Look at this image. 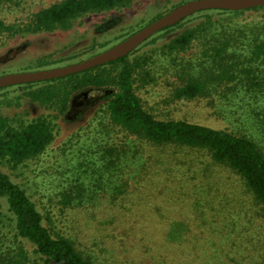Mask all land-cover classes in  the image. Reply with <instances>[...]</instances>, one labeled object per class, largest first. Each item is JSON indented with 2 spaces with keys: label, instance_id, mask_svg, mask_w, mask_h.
<instances>
[{
  "label": "rangeland",
  "instance_id": "1",
  "mask_svg": "<svg viewBox=\"0 0 264 264\" xmlns=\"http://www.w3.org/2000/svg\"><path fill=\"white\" fill-rule=\"evenodd\" d=\"M59 1L0 4V18L7 24L23 23L31 14ZM187 1L135 0L125 7L87 14L67 29L0 35V76L80 62ZM261 14L264 10L239 17L245 21ZM186 26L157 32L131 54L132 58L144 59L140 75L144 78L139 77L135 84L137 95L157 118L234 131V119H239L240 113L234 117L236 113L229 104L234 99L224 93L225 86L198 99L173 97L174 88L182 85L187 75L205 74L208 64L199 54L201 42L186 52L171 53L166 48ZM36 87L0 89V114L25 121L50 115L55 139L39 157L18 168L0 162V169L24 185L40 209L53 217L59 229H69L72 234L68 235L78 239L81 249L92 253L98 264H211L226 259L222 246L228 252L234 244L245 248V264H264V220L251 208H256L251 195L231 170L214 164L206 153L196 149L142 143L147 173L139 182L132 181L116 202L104 200L96 206L72 209L60 206L62 181L73 179L82 170L80 163L98 157L106 135L117 143L126 138L103 122L105 114L100 106L83 107L80 103H85V98L81 96L73 107L59 113L27 95ZM232 217L237 218L236 229L243 236L227 237L229 228L225 227ZM2 218L5 229H12L8 215ZM174 221L192 227L191 241L180 245L167 242L165 237ZM253 245L258 249H251Z\"/></svg>",
  "mask_w": 264,
  "mask_h": 264
},
{
  "label": "trees",
  "instance_id": "2",
  "mask_svg": "<svg viewBox=\"0 0 264 264\" xmlns=\"http://www.w3.org/2000/svg\"><path fill=\"white\" fill-rule=\"evenodd\" d=\"M14 1L0 0V4ZM134 1L62 0L31 14L23 23L7 24L0 18V35L67 29L87 14L125 7ZM259 10H264V6L240 11L203 10L162 29L187 25L166 48L171 53L186 52L201 42L199 54L209 64L204 63L205 74L187 75V80L174 88L173 97L198 99L225 86L224 93L234 99L229 103L236 113L234 117L240 113L239 119H234L236 131L186 120L160 119L148 111L136 92L135 84L144 60L131 57L136 49L118 60L83 72L14 85H37L27 95L59 113L73 107L74 101L82 96L85 103L82 101L80 105L100 106L105 114L103 122L126 138L117 143L106 135L98 157L86 159L73 179L62 181L60 206L72 209L96 206L104 200L116 202L132 181L139 182L146 175L142 143H147L206 153L214 164L228 168L241 179L256 207L251 208L264 220V14L245 21L239 17ZM195 19L198 21L188 25ZM54 139L55 123L50 115L25 121L0 114V162L18 168L44 154ZM5 213L12 223L10 230L3 224ZM236 220V217L228 220L227 237L243 236L236 229ZM69 231L59 229L29 190L0 169V264H98L92 253L81 249L78 239L68 235L72 234ZM190 231L192 227L187 223L174 221L165 238L169 244L180 245L185 240L191 241ZM229 247L228 252L224 246L220 250L226 259L211 264H245V248L236 244ZM250 248L256 250L258 246Z\"/></svg>",
  "mask_w": 264,
  "mask_h": 264
},
{
  "label": "water",
  "instance_id": "3",
  "mask_svg": "<svg viewBox=\"0 0 264 264\" xmlns=\"http://www.w3.org/2000/svg\"><path fill=\"white\" fill-rule=\"evenodd\" d=\"M264 6V0H189L144 26L116 45L80 62L50 69L8 73L0 76V88L23 83L46 81L83 72L118 60L133 52L143 42L164 28L173 26L188 16L203 10L240 11Z\"/></svg>",
  "mask_w": 264,
  "mask_h": 264
}]
</instances>
